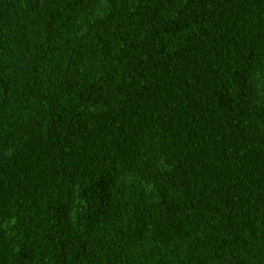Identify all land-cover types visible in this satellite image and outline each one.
I'll list each match as a JSON object with an SVG mask.
<instances>
[{
    "label": "trees",
    "instance_id": "obj_1",
    "mask_svg": "<svg viewBox=\"0 0 264 264\" xmlns=\"http://www.w3.org/2000/svg\"><path fill=\"white\" fill-rule=\"evenodd\" d=\"M0 264H264V0H0Z\"/></svg>",
    "mask_w": 264,
    "mask_h": 264
}]
</instances>
